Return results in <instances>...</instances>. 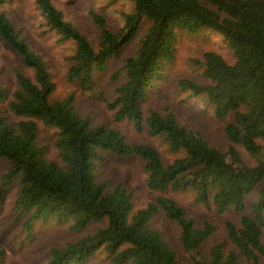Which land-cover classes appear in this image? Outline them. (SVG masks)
I'll return each mask as SVG.
<instances>
[{"label": "trees", "instance_id": "obj_1", "mask_svg": "<svg viewBox=\"0 0 264 264\" xmlns=\"http://www.w3.org/2000/svg\"><path fill=\"white\" fill-rule=\"evenodd\" d=\"M7 2L0 0V43L19 56L22 69L14 92L0 83V165L8 164L0 209L14 192L13 211L28 239L50 221L70 224L78 238L51 249L43 264H93L99 255L104 264H183L170 240L172 225L188 264H264V0H130L131 11L118 10L119 29L90 13L96 40L67 21L54 0H36L49 31L73 45L65 78L78 90L62 95ZM207 31L222 37L233 61L209 50L193 60L199 78L179 80L176 90L204 101L213 115L202 119L221 125L225 149L184 124V108L167 93L182 38ZM115 63L118 85L107 94L96 79ZM79 93L103 106L111 121L83 113ZM153 97L163 107L152 106ZM128 125L160 144L130 142ZM41 127L53 131L46 142ZM102 153L140 160L154 200L138 208L134 191L100 179ZM189 207L225 216L232 248L214 244L217 226L199 222ZM7 251L0 242V264Z\"/></svg>", "mask_w": 264, "mask_h": 264}, {"label": "rangeland", "instance_id": "obj_2", "mask_svg": "<svg viewBox=\"0 0 264 264\" xmlns=\"http://www.w3.org/2000/svg\"><path fill=\"white\" fill-rule=\"evenodd\" d=\"M54 2L64 12L67 21L80 27L92 40H96L97 30L90 20L91 12L104 15L109 19L112 28L119 29L123 26V20L118 10L124 8L127 11H131L132 9L130 0H54ZM6 11L13 23L27 38L31 47L47 62L57 84L58 94L62 95L77 91V86L68 83L65 78L68 68L67 59L73 53V45L69 42H61L55 33L49 31L41 12L38 10L36 0H8ZM209 50L216 51L227 60L233 61L232 52L224 43L222 37L215 32L207 31L199 35H185L182 38L178 60L169 70L171 71V77L166 83L170 92L167 91V93L173 102L184 108L179 113V117L184 124L192 129L206 133L214 144L225 149L227 140L221 130V125L202 119V117H211L213 115L207 109L204 101L202 99H190L187 96H180L176 90L179 80L200 76L201 70L195 68L193 60H202L203 55ZM118 65L120 64H113L107 74L97 76L96 80L99 86L107 94H113L118 85L112 79L118 69ZM19 69H22L19 56L0 43V83L5 87H9L12 92L16 90L15 72ZM158 100V98L153 97L150 103H152V106L160 105L163 107ZM77 103L83 113L92 112L96 122L111 121L105 108L88 97L79 93ZM41 128V139L46 142V140L50 139L53 131ZM125 130L124 134L132 143H146L155 147L160 144L150 138L148 134L139 135L135 133L131 125L126 126ZM243 158L245 161H249L246 155H243ZM250 162L254 163L252 160ZM97 165L100 179L111 182L113 186L123 184L135 192L136 206L138 208L154 200L153 193L149 191L146 185L144 166L140 160L135 157L128 159L117 158L102 153ZM7 168V162L0 165V182ZM7 193L6 206L0 209V242H3V246L8 250L3 264H43L47 262L51 249L73 242L74 238L77 237V234L71 231L70 224L57 225L50 221L37 224L31 239H28L26 231L21 229L22 223L18 222L17 214L13 211L12 199L14 192L10 191ZM178 198H180L182 203L191 202L192 199L188 195H180ZM189 209L193 213V217L198 219L199 222L203 223L207 220L217 226L214 244L223 243L228 249L232 248L224 232L225 216H217L203 208L193 210L192 207H189ZM230 217L235 222L237 221L235 216ZM169 230L174 250L182 263L188 264L187 255L179 244L173 225L170 226ZM104 260V255H99L93 264H104Z\"/></svg>", "mask_w": 264, "mask_h": 264}]
</instances>
